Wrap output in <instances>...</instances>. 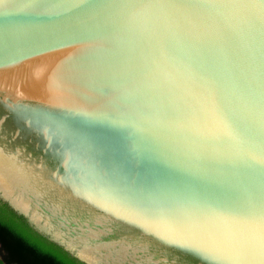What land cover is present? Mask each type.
<instances>
[{"label":"water","instance_id":"95a60500","mask_svg":"<svg viewBox=\"0 0 264 264\" xmlns=\"http://www.w3.org/2000/svg\"><path fill=\"white\" fill-rule=\"evenodd\" d=\"M0 201L83 264H264V0H0Z\"/></svg>","mask_w":264,"mask_h":264},{"label":"trees","instance_id":"16d2710c","mask_svg":"<svg viewBox=\"0 0 264 264\" xmlns=\"http://www.w3.org/2000/svg\"><path fill=\"white\" fill-rule=\"evenodd\" d=\"M0 264H83L0 201Z\"/></svg>","mask_w":264,"mask_h":264}]
</instances>
